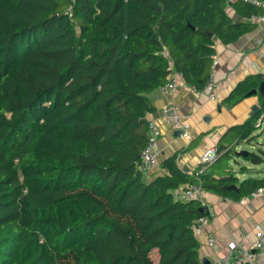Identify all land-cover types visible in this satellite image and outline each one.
Masks as SVG:
<instances>
[{
  "label": "trees",
  "instance_id": "obj_1",
  "mask_svg": "<svg viewBox=\"0 0 264 264\" xmlns=\"http://www.w3.org/2000/svg\"><path fill=\"white\" fill-rule=\"evenodd\" d=\"M231 11L262 13L244 0H0V264H203V203L178 192L195 183L240 199L264 187L230 165L262 128L264 98L228 129L233 144L218 145L209 166L222 171L185 172L175 154L147 180L138 162L150 94L176 71L202 90L217 41L256 27ZM263 80L246 77L223 103Z\"/></svg>",
  "mask_w": 264,
  "mask_h": 264
},
{
  "label": "crops",
  "instance_id": "obj_2",
  "mask_svg": "<svg viewBox=\"0 0 264 264\" xmlns=\"http://www.w3.org/2000/svg\"><path fill=\"white\" fill-rule=\"evenodd\" d=\"M230 13L237 22L245 20L255 22L249 17L247 19L241 17L235 11ZM255 23L256 27L253 30L245 33L233 43L223 44L217 41L215 60L218 64L215 68L214 63L212 66L219 82L217 100L209 99L202 90H196L191 86L179 87L175 92H163L157 89L150 94L155 110L148 114V119H156L162 129L159 141L161 162L177 154L178 166L185 172H193L201 165V158L208 149L218 147V145L233 144L234 140H228L231 138V134L227 132L230 127L253 118L251 114L254 106H261L263 101L260 94H252L233 106H227L223 101L246 77L264 75V22ZM169 103L179 106L180 113L189 124L190 136L172 130L162 118V107ZM260 125L264 126V117ZM262 136L264 137V132ZM249 144L248 147L255 148L251 141ZM257 144L258 146L263 145L261 141ZM245 146L247 145L239 144L235 151L245 149ZM260 152H264V149H260ZM161 162L157 168L146 174L147 180L165 172L161 168ZM231 162H235V168H233L240 180L249 177L264 179V162L254 164L247 161L245 157L237 155ZM241 166L242 171L237 169ZM211 171L217 173L222 171V168L214 170L209 166L205 173H211ZM203 199V206L208 210L207 229L215 234L216 245L209 247L204 235H197L201 243L199 250L201 259L207 258L210 264H213L216 259L225 254L228 241L235 240L247 247H253L256 240L264 235V191L255 197L248 195L240 199L204 192ZM156 251L154 250L153 253L155 252L157 261Z\"/></svg>",
  "mask_w": 264,
  "mask_h": 264
},
{
  "label": "built area",
  "instance_id": "obj_3",
  "mask_svg": "<svg viewBox=\"0 0 264 264\" xmlns=\"http://www.w3.org/2000/svg\"><path fill=\"white\" fill-rule=\"evenodd\" d=\"M231 0H227L230 2ZM252 5L261 8L262 13L251 15L250 19L255 22H264V0H244ZM218 64L214 60V68ZM179 87L187 88L189 85L184 80L183 72H174L171 79L160 87L163 92H175ZM202 91L211 100H217L219 97V82L212 71L210 78L204 84ZM264 117L262 113L258 124L261 123ZM162 118L168 126L174 131L181 130L183 135H189V124L180 113L179 106L176 104H166L162 107ZM148 140L143 148L138 162L139 169L145 174L157 168L161 162V152L159 151V141L162 135V129L159 122L150 118L148 120ZM218 153V147L208 149L201 158V168L199 173H202L207 166L214 162ZM264 191V187H259L253 191L250 196L255 197ZM204 189L201 184L191 183L184 189L178 192V197L183 201L200 200L204 204ZM226 198V197H225ZM244 199H242L243 201ZM209 220L207 216L199 217L194 223L196 234H203L206 244L209 247H215L216 237L213 231L207 229ZM213 264H264V235L256 240L253 247H247L235 240H230L226 243L225 254L216 259Z\"/></svg>",
  "mask_w": 264,
  "mask_h": 264
},
{
  "label": "water",
  "instance_id": "obj_4",
  "mask_svg": "<svg viewBox=\"0 0 264 264\" xmlns=\"http://www.w3.org/2000/svg\"><path fill=\"white\" fill-rule=\"evenodd\" d=\"M260 94L261 97L264 98V80L261 82L260 86L257 88V89H253L252 91L249 92L248 96L252 95V94ZM260 109V106L258 105H255L254 108H253V113L251 114L252 117H254V115L256 114V112ZM177 133H183L181 130H178ZM249 151L248 150H245V149H242V150H239L237 151V156H245L247 155ZM230 189H237V185H230L229 186ZM203 212L204 214L207 215L208 213V210L206 207L203 208ZM203 261V264H210V261L207 259V258H203L202 259Z\"/></svg>",
  "mask_w": 264,
  "mask_h": 264
},
{
  "label": "rangeland",
  "instance_id": "obj_5",
  "mask_svg": "<svg viewBox=\"0 0 264 264\" xmlns=\"http://www.w3.org/2000/svg\"><path fill=\"white\" fill-rule=\"evenodd\" d=\"M262 130L261 129H257V131L255 132L256 134H258L254 139L251 140L252 144L255 146L254 149L248 147L250 144L248 141L246 142H243L241 143L240 145L241 146H244V145H247L245 146V149H249L251 150L252 152H257V153H260V149H264V137L262 136L263 135V132H264V126H262ZM262 136V139L260 140V137ZM263 144L262 146H258V142H260ZM235 162H231V166L235 168V165H234ZM237 169L239 170V167H237ZM153 255V258L155 259V252L152 254Z\"/></svg>",
  "mask_w": 264,
  "mask_h": 264
}]
</instances>
